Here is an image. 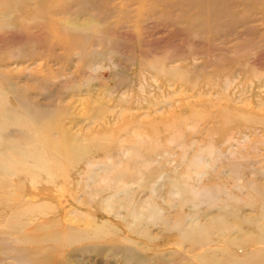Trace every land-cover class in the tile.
I'll list each match as a JSON object with an SVG mask.
<instances>
[{
	"label": "rangeland",
	"instance_id": "rangeland-1",
	"mask_svg": "<svg viewBox=\"0 0 264 264\" xmlns=\"http://www.w3.org/2000/svg\"><path fill=\"white\" fill-rule=\"evenodd\" d=\"M0 104L19 146L44 131L81 147L58 187L0 173V264L39 263L38 232L9 234L52 218L113 235L48 264H264V0H0ZM38 200L53 214L22 218Z\"/></svg>",
	"mask_w": 264,
	"mask_h": 264
},
{
	"label": "bare ground",
	"instance_id": "bare-ground-1",
	"mask_svg": "<svg viewBox=\"0 0 264 264\" xmlns=\"http://www.w3.org/2000/svg\"><path fill=\"white\" fill-rule=\"evenodd\" d=\"M7 5V4H6ZM6 7V6H5ZM8 10V9H7ZM12 12V11H11ZM8 13V12H7ZM13 14V12L9 15L11 16ZM9 16V17H10ZM8 17V16H7ZM8 17V18H9ZM7 18V20H8ZM6 20V19H5ZM5 26V24H4ZM96 27V26H95ZM25 96V95H24ZM23 96V97H24ZM10 97V96H9ZM28 98V97H27ZM21 100V99H20ZM28 101V100H27ZM26 101V102H27ZM23 103V102H22ZM33 103V101H32ZM10 106V105H9ZM12 106V105H11ZM20 106V105H19ZM2 105L0 104V123L2 125H4V133H0V173L2 175H8L9 173H12V171H27V174L31 177L32 181H38L40 179H42V175L45 176V182L48 183H55V179L62 175L64 173L63 169L64 166L60 163L59 160H61V156L62 155H68V157L70 156H75V154H77L78 152H80L81 147H79V143H74V142H62V141H57L53 140V138H51L50 134H47L43 131L42 133H34L35 134V138H38V143L35 142H30L27 143L25 146H19V144H17L15 141L12 140V138L8 135V125L12 124L10 123L13 119L12 115L9 113V109L8 107H2ZM14 107V106H13ZM40 108V107H39ZM38 111V110H37ZM36 115L32 116L35 117ZM54 117H56L54 115ZM23 118H27L26 116H23L21 119ZM6 129V130H5ZM38 132V131H37ZM43 135V136H39ZM33 134H32V138H33ZM104 136V135H103ZM65 140V139H64ZM93 140V139H91ZM95 140V139H94ZM103 140V139H102ZM104 140L105 137H104ZM88 141V140H87ZM96 141V140H95ZM100 141V140H99ZM86 142V141H85ZM94 143V141H91ZM92 143V144H93ZM86 144V143H85ZM96 144V143H95ZM99 145V143H98ZM85 146V145H84ZM94 146V144H93ZM135 146V145H133ZM154 146L156 145H144V148H149V150L147 151L150 155L151 153L155 152L157 150V147L154 148ZM143 147V146H142ZM93 148V147H91ZM96 148V147H95ZM137 148V147H136ZM87 149V148H86ZM138 149V148H137ZM104 157H108V158H117L119 156V152H115V153H108V151H104ZM138 151L135 150V153L132 154L128 160L130 162H132V164H137V162H141L139 165L141 166H147L148 163L150 162V160H146L145 156H143L142 153L137 154ZM109 154H113L110 155ZM127 163V162H124ZM129 164V163H127ZM91 165V163H90ZM126 166V164H125ZM73 169V165L71 166ZM81 168V167H80ZM90 168V167H89ZM65 170V169H64ZM128 172V170H127ZM124 171V173H127ZM131 173H127V175H124L126 178H129L128 183H136V179L138 175H142V173H137L136 170L130 171ZM140 172V171H139ZM123 173V171H122ZM121 172H118V175L120 177V175L122 174ZM66 177V176H65ZM63 179V181H65V179ZM59 179V178H58ZM122 179H124L122 177ZM120 181V180H119ZM67 182V181H66ZM122 182V181H121ZM77 183V181H76ZM75 183V184H76ZM67 184V183H66ZM124 184V182L122 183ZM126 184V185H127ZM55 185V184H54ZM69 185V184H68ZM57 186V185H55ZM54 186V187H55ZM67 186V185H66ZM69 186H73V184H70ZM78 186V185H77ZM58 187V186H57ZM67 188V187H66ZM94 187H92L93 189ZM99 188V187H98ZM96 189V188H95ZM94 189V190H95ZM89 191V189H88ZM74 192V191H73ZM86 192V191H85ZM104 193V191H102ZM36 193V192H35ZM102 193V194H103ZM38 194V193H37ZM75 195V193H73ZM41 195V194H40ZM76 195L77 192H76ZM87 196V198L89 199H96L99 195L100 192H91L88 194H85ZM104 195V194H103ZM35 196V195H33ZM47 196V195H46ZM102 196V195H100ZM104 197V196H103ZM24 198V197H23ZM31 198V197H30ZM75 198V196H74ZM81 198V197H80ZM86 198V200H87ZM102 198V197H101ZM47 199V198H46ZM78 198H76L75 200H77ZM100 200V199H99ZM19 202V201H18ZM94 202V201H93ZM20 203V202H19ZM85 204V203H84ZM96 204V203H95ZM18 205V204H17ZM26 206H30L32 208V212L26 213L25 215H22L21 217L24 218L26 217V219L31 218V216L33 215H46L48 213L53 214V212L55 211V206L53 203H47L46 200H38L35 203H30L27 202L25 203ZM81 205V204H80ZM93 205V204H92ZM19 206V205H18ZM96 206V205H95ZM15 208V207H14ZM18 208V207H17ZM89 208V207H88ZM93 208V207H92ZM97 208V207H96ZM19 209V208H18ZM15 209V210H18ZM22 209V208H21ZM90 209V208H89ZM94 209V208H93ZM92 209V212H93ZM13 210V209H12ZM14 210V211H15ZM23 210V209H22ZM34 210H38V213L35 214V212H33ZM51 210V211H50ZM13 215V214H12ZM135 216V214H134ZM16 217V216H15ZM37 216H34V218ZM179 219V218H178ZM2 220V219H1ZM6 221V220H5ZM95 221V220H94ZM100 221V220H99ZM216 222V220H215ZM0 223H2L0 221ZM10 223V222H9ZM23 223V222H22ZM214 223V222H213ZM211 223V225L213 224ZM218 223V222H217ZM227 223V222H226ZM230 223V222H229ZM235 223V222H234ZM231 223V224H234ZM13 222L11 223L12 226ZM222 224V223H220ZM224 224V223H223ZM263 224V223H261ZM3 225V224H2ZM7 225V223H6ZM5 225V226H6ZM23 225V224H22ZM63 225V224H62ZM215 225V224H213ZM212 225V228L214 227ZM14 226V225H13ZM88 226V230L84 231L82 229L76 228V227H61L60 226V222L57 221L56 218H52L49 219V221L47 222H41L38 223L37 226H34L33 228H28V230H24L23 228H20L18 230H20L21 233H25L24 235H21L19 233H11L9 235H13L14 239L16 242L18 243H30L31 241H33L34 238L30 237L28 232L33 233L32 231L38 232L39 236L34 239L39 241L41 244H43L40 248H31L29 249V253L30 255H28V252L26 254V256H34L36 257V259H38L37 264H48L50 262L55 263V260L57 257H59L60 255H62L59 251L58 248H62L63 246H65V244H67L69 241H74V240H79L82 237H89V238H95L98 239V236L100 235H113L112 234V228L111 226H109L107 223H90L87 225ZM218 226V225H217ZM216 226V227H217ZM220 226V225H219ZM224 226H226V224H224ZM223 226V227H224ZM238 226V225H237ZM8 225L6 226L5 229L7 228ZM197 227V226H196ZM208 227L204 226V228ZM214 227V228H216ZM222 227V225H221ZM222 227V228H223ZM228 227V225H227ZM230 227V226H229ZM12 228V227H11ZM10 228V229H11ZM84 228V227H83ZM177 228V227H176ZM226 228V227H225ZM259 228V227H258ZM257 228V229H258ZM263 228V227H262ZM3 229V228H2ZM13 229V228H12ZM217 229V228H216ZM228 229V228H226ZM260 229V228H259ZM16 230V229H14ZM223 229H220L219 231H221ZM11 231V230H10ZM192 232L194 231V226L193 229L191 230ZM214 231V230H213ZM212 231V232H213ZM261 231V230H260ZM201 232V230H200ZM199 232V233H200ZM210 233H212L211 231H209ZM195 233V232H194ZM193 235V233H191ZM205 237H207L205 234V232L203 233ZM202 234V237H203ZM8 235V236H9ZM195 235V234H194ZM210 235V234H209ZM197 236V235H196ZM11 237V236H10ZM200 237V236H199ZM210 237V236H208ZM255 237V236H254ZM253 237V238H254ZM107 238V237H105ZM104 238V239H105ZM251 238V237H250ZM247 239V236L246 238ZM255 239V238H254ZM253 239V241L255 242V240ZM264 239V238H263ZM99 240V239H98ZM103 240V239H102ZM191 240V239H190ZM249 240V237H248ZM252 240V239H251ZM100 241V240H99ZM192 241V240H191ZM190 241V242H191ZM243 241V240H242ZM34 242V241H33ZM32 242V244H33ZM235 242V241H234ZM245 242V241H244ZM247 242V241H246ZM257 242V240H256ZM255 242V243H256ZM38 243V242H37ZM196 243V242H195ZM251 243V242H250ZM231 244V242H230ZM238 244V243H237ZM247 244V243H246ZM245 244V245H246ZM249 244V242H248ZM253 244V242H252ZM244 246V245H243ZM251 246V245H249ZM64 248V247H63ZM248 248V247H247ZM64 252V251H63ZM65 253V252H64ZM234 253V252H233ZM238 253V252H237ZM240 253V252H239ZM232 254V253H231ZM230 254V255H231ZM241 254V253H240ZM202 255V254H201ZM233 255H231L232 257ZM237 256V255H236ZM207 257V256H206ZM213 257V256H212ZM210 258V257H209ZM205 259V258H204ZM203 259V260H204ZM205 262V261H204Z\"/></svg>",
	"mask_w": 264,
	"mask_h": 264
}]
</instances>
